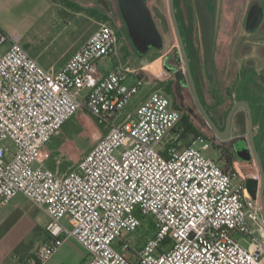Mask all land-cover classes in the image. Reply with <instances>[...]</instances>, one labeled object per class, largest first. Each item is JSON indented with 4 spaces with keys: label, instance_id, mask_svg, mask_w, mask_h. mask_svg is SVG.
<instances>
[{
    "label": "built area",
    "instance_id": "built-area-1",
    "mask_svg": "<svg viewBox=\"0 0 264 264\" xmlns=\"http://www.w3.org/2000/svg\"><path fill=\"white\" fill-rule=\"evenodd\" d=\"M118 43L114 28L100 23L50 72L0 28V48L8 45L0 53V200L22 194L47 214L36 264L69 238L85 249L83 264H264L259 198L244 175L204 154L211 140L196 134L184 142L182 112L160 88L118 120L148 82L142 68L102 73L99 62ZM83 108L105 134L65 175L38 164L42 148ZM136 211L152 218L153 229L138 249L131 237L142 226Z\"/></svg>",
    "mask_w": 264,
    "mask_h": 264
},
{
    "label": "rangeland",
    "instance_id": "rangeland-1",
    "mask_svg": "<svg viewBox=\"0 0 264 264\" xmlns=\"http://www.w3.org/2000/svg\"><path fill=\"white\" fill-rule=\"evenodd\" d=\"M62 1V0H56ZM95 0H66L69 4L79 3L83 7V13L89 18V13L92 12L91 8L94 5ZM115 6V0H110ZM250 0H213V7L216 11V32H215V72L217 77V89H215L216 94L220 95L222 99L223 92L225 88L231 86V82L234 78V74L240 65H244L250 70L242 72V82H241V95L246 98L251 93L253 97L254 113V132L258 138V143L260 144L262 151L264 152V88H262L261 80L259 74L264 75V20L254 34L250 36H243V16L245 10L249 4ZM264 5V0H260ZM147 7L149 8L154 22L163 37V49L161 51H152L145 59V63L159 60L156 63L153 62L150 67L152 72L160 70L161 63L163 59L167 58V63L174 65L178 69V78L186 85L184 89V107L187 110L190 123L193 127L197 128L202 134H204L208 139L210 138L207 130L209 123L206 118L198 108L191 88L189 86V81L186 73V69L182 60L180 48L177 42V38L171 23L168 0H146ZM73 6V5H72ZM99 9L101 5H98ZM212 9L214 10V8ZM103 11V8H101ZM178 14L180 18L181 28L189 37V42L191 47L197 53V74L199 78V83L201 85V92L203 93V100L205 104H211L210 92L212 86L209 85L206 73L203 66V47L200 35L199 20L197 17V12L195 8L194 0H178ZM69 19H72L73 15H67ZM88 24H91L89 20H86ZM99 23H107L111 25L116 31L117 35H122L117 27L111 24L104 16ZM84 23L77 25V23L72 22L69 26V31L76 30V34L84 33L89 29V25ZM64 25H60V29ZM62 31V29H61ZM66 34L65 31H62ZM248 42V48L242 53L243 60H240L241 56H235L234 47L239 41ZM34 43L39 44V40L33 38ZM50 40L45 43H41L43 47L48 45ZM121 41V40H120ZM126 45L124 47L127 50L132 51V47L129 42L123 41ZM55 44V43H54ZM57 46V45H56ZM53 46V47H56ZM42 47V50H43ZM52 48V45L51 47ZM49 48V49H50ZM64 48L66 45L64 44ZM49 49L44 50L45 53L50 51ZM123 51L124 48L122 47ZM1 52V50H0ZM136 56V55H134ZM180 57V58H179ZM132 58V57H131ZM179 60V61H178ZM113 65L110 59H106L104 62H99L98 66L101 70H107ZM162 72V71H161ZM157 74L156 80H161V85H163V79L166 77L164 72ZM227 72V74H226ZM163 81V82H162ZM239 82V81H238ZM236 82V84L238 83ZM160 85V86H161ZM230 88V87H229ZM145 88L141 89L135 98H138L142 94ZM214 90V89H212ZM135 107L134 97L126 104V106L121 111V115L118 120L124 119L128 113ZM106 126H100L95 118L83 109H79L72 118L67 121L59 132L50 140V142L42 148L40 151L37 163L46 166L54 170L58 175H65L70 170L75 168L77 163L90 151V149L97 143V141L105 134ZM210 140V139H209ZM187 141V140H184ZM7 142V141H4ZM206 156L215 157L216 152L209 149L204 152ZM264 157V155H263ZM218 158V155L216 156ZM261 158V156H260ZM224 165L223 162L220 163ZM243 169L241 172L235 170L242 175H254L255 166L250 163L242 164ZM135 215L141 219L142 226L135 233L131 234L135 242V248L138 249L149 237L153 234V229L151 227L152 218L147 216L142 218L140 214L136 211ZM40 229L36 230V239L40 240L44 236L43 226L45 223V217L43 215L39 216ZM233 238L239 241L244 247H248V243L243 240L238 233L233 234ZM35 246L38 245V241L34 242ZM113 247L118 248L117 245ZM61 253L58 255L59 264H80L86 256L85 249H83L74 239L64 242L61 247ZM82 262L81 264H83Z\"/></svg>",
    "mask_w": 264,
    "mask_h": 264
},
{
    "label": "crops",
    "instance_id": "crops-1",
    "mask_svg": "<svg viewBox=\"0 0 264 264\" xmlns=\"http://www.w3.org/2000/svg\"><path fill=\"white\" fill-rule=\"evenodd\" d=\"M93 2L92 12L88 14V18L83 14L85 12L81 4L74 2L69 4L66 0H0V28L13 40L19 42L43 68L50 72H57L88 41L98 28L102 17L105 16L104 10L101 9L102 6L100 9L98 7V1ZM67 15H73L74 17L69 19ZM86 20H89L91 24H88ZM72 22L77 23V25L86 23L89 25V29L78 35L76 34L78 28L69 31ZM62 24L64 26L61 29L66 34H63L60 29ZM117 36L119 43L116 52L107 58L112 61L113 65L111 68L101 71L106 74L122 65L145 70L144 76L148 82L141 88H145L142 94L138 98L134 96L136 107L149 95L153 88L158 87L163 91L161 80H156L155 77L160 73V70L152 72L151 69H147L153 62L156 63L159 60L151 63L144 62L152 51L157 50H149L146 54L140 55L136 51H130L124 47L126 44L123 41H128L123 34L119 36L118 33ZM33 38L40 41L38 45L34 43ZM48 40H50L48 45L43 47L41 43ZM64 44L66 48H64ZM51 45L52 48H50ZM7 47L8 45L1 47L0 53L5 52ZM46 49L50 51L45 53L44 50ZM141 89L136 95L141 92ZM195 129L199 134H202L196 127ZM193 135L195 133L185 134L184 140L187 141L184 142H188ZM2 144L8 146L11 152L14 151V146L10 142H2ZM40 215L45 217V223L42 225L44 236L38 240L35 235L36 230L40 229ZM48 222L47 214L31 204L22 194H17L6 204H3L0 200V264H36L33 258L34 242L38 241V244H40L46 239L45 227ZM63 222L65 226L70 227L66 220ZM71 239L73 238L67 239L66 242ZM61 250L60 248L45 264H59L60 258H58V255ZM86 258L87 254L82 262H85Z\"/></svg>",
    "mask_w": 264,
    "mask_h": 264
},
{
    "label": "flooded vegetation",
    "instance_id": "flooded-vegetation-1",
    "mask_svg": "<svg viewBox=\"0 0 264 264\" xmlns=\"http://www.w3.org/2000/svg\"><path fill=\"white\" fill-rule=\"evenodd\" d=\"M97 1L99 4H101L104 10L105 18L111 24L117 27V31L119 30L121 33L124 34L125 38L129 42L133 50L136 51L132 40L129 39L127 35L126 24L123 22L121 18V14L118 8L117 1L115 0V6L113 2L112 1L110 2L109 0H97ZM104 1H106V5H104ZM207 2H208L209 9L214 14V35H213V44H212V70L210 74H208L206 71L204 54H203L204 71L206 73L209 85L212 86L211 88L212 92H210V97L212 101L211 104H205L203 100V93L201 92L202 91L201 85L199 83V78L197 74L198 61L196 63V59L194 58V53L196 52L191 47L190 42H189V37L184 32V29L181 28L182 26H180L181 25L180 20L178 19L177 20L179 23L181 35H182L185 49H186L188 59H189L190 69L192 72V76H193L200 100L203 106L205 107L206 111L208 112L216 128L222 132L225 128L227 114L235 102L240 101V100L246 101L251 108V115L252 113H254V105H253L254 95H252L251 93L246 98H244L241 95V91H242L241 82L243 81L242 72L243 71L246 72L247 70H250V68H247L244 65L243 66L240 65L237 71L235 72L234 74L235 76L230 84L231 86H228V88H225L223 95H222V99L220 98L219 94H216L215 89H217V84H216L217 77L215 75L216 72H215V61H214L215 59L216 11H215V8L213 7V0H207ZM212 7L214 8V10L212 9ZM195 8H196V3H195ZM196 12H197V9H196ZM197 17H198V14H197ZM263 20H264V5L260 2V0H250L245 10L244 16H243V28H244L243 36H250L254 34L256 31H258ZM250 28H253V29L250 30ZM162 40H163V37H162ZM247 43L248 42H246L245 40L244 41L239 40L236 43V46L234 47V54L235 56H241L240 57L241 61L243 60V57H244V55L242 56V53L245 51L246 48L249 47ZM162 49H163V46H162ZM162 49L158 51H161ZM149 50H157V49L150 48ZM161 71L164 72L166 76L163 79L164 81L162 85L163 91L170 98L171 103L175 107L181 110L182 118L184 115L188 116L187 114L188 112L186 108H183L184 107V89L186 88V85L183 84L182 81L178 78L177 67H175L172 64L167 63V58H165L163 59L161 66H160V72ZM259 77L261 80L260 82H261L262 88H264V75L259 74ZM236 82L238 83L236 84ZM252 122H253V131H254L255 125H254L253 116H252ZM207 133L210 137L209 139L212 142L211 149L216 152V154L218 155V158L220 159V161L223 162V164L231 167L234 170H238L239 172H241V170L243 169L242 164L244 163H250L251 165L255 166V169H256L255 174L245 176V186H246L247 179H252L254 181V182H250V186L254 189L256 198H259L261 205H262L261 196L262 194L264 195V189H262L263 180H262L259 166L255 159L253 150L250 146V138H249V134L247 130L246 109L243 106H238L236 110L234 111L232 121H231L230 131H229L227 138L222 139L216 133L215 129L212 128L210 125L208 126ZM253 140H254L258 155L261 156L260 159H261V163H262L263 171H264V157H263L264 152L262 151V148L260 144L258 143V138L255 132L253 133Z\"/></svg>",
    "mask_w": 264,
    "mask_h": 264
},
{
    "label": "water",
    "instance_id": "water-1",
    "mask_svg": "<svg viewBox=\"0 0 264 264\" xmlns=\"http://www.w3.org/2000/svg\"><path fill=\"white\" fill-rule=\"evenodd\" d=\"M118 4V8L121 14V18L123 22L126 24V31L129 39L132 40L133 45L136 49V52L140 55L145 54L150 48L160 50L163 46L162 36L159 33L157 26L154 22L152 14L147 7L146 0H116ZM106 5V1H104ZM196 9L199 19L200 25V35L202 40L203 54L205 67L208 74L211 73L212 70V44H213V35H214V14L208 7L207 0H195ZM169 13L171 18V23L177 38V42L180 48L182 60L186 69L189 86L191 88V92L193 94V98L206 118L209 125L215 129L216 133L222 138L225 139L228 137L232 117L234 111L238 106H243L247 112V130L250 138V146L253 150L255 159L259 166L262 180H263V188L264 189V171L261 163L260 156L255 147V143L253 140V122L251 115V108L246 101H237L234 103L232 108L227 114L226 124L224 130L219 131L211 120L208 112L203 106L200 97L197 92V88L192 76V72L190 69L188 55L185 49V45L183 42V38L181 35L179 23L176 15V8L174 0H168ZM256 26V24H255ZM254 26V27H255ZM253 28H250L252 30ZM250 182H254L252 179H247L246 181V189L251 195L253 199L256 198V194L254 189L250 186ZM262 201V217L264 218V195L261 196Z\"/></svg>",
    "mask_w": 264,
    "mask_h": 264
},
{
    "label": "trees",
    "instance_id": "trees-1",
    "mask_svg": "<svg viewBox=\"0 0 264 264\" xmlns=\"http://www.w3.org/2000/svg\"><path fill=\"white\" fill-rule=\"evenodd\" d=\"M174 2H175L177 19L180 20L179 14H178V0H174ZM194 58L196 59V63H197V53H194ZM83 110H85V108H83ZM181 125L185 128V134H187V133H195V135L199 134V132L190 123L188 116H186V115L183 116V118L181 119Z\"/></svg>",
    "mask_w": 264,
    "mask_h": 264
}]
</instances>
